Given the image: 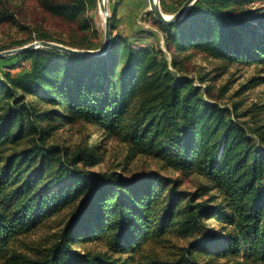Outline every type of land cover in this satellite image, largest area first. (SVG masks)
I'll return each instance as SVG.
<instances>
[{
    "label": "trees",
    "instance_id": "16d2710c",
    "mask_svg": "<svg viewBox=\"0 0 264 264\" xmlns=\"http://www.w3.org/2000/svg\"><path fill=\"white\" fill-rule=\"evenodd\" d=\"M36 3L46 15L77 23L71 39L36 26L14 44L102 45L78 34L97 36L85 15L97 0ZM159 4L163 13L179 8ZM17 22L0 9V24ZM156 23L167 50L197 51L219 63L216 73L198 72L196 84L177 55L169 61L160 47L135 50L113 34L114 18L103 54L38 47L15 54L28 67L0 73L1 264H213L231 257L264 264V122L253 120L255 104L240 110L243 100L220 103L231 77L215 91L216 79L239 64L264 69V0H196L180 20ZM262 83L252 76L234 95ZM79 121L126 146L123 169L144 156L205 182L186 191L183 178L155 171L133 178L91 172L96 147L72 154L50 141L61 125ZM68 209L52 242L30 247L35 256L22 250L28 233ZM90 242L104 250L77 248Z\"/></svg>",
    "mask_w": 264,
    "mask_h": 264
},
{
    "label": "rangeland",
    "instance_id": "374dc122",
    "mask_svg": "<svg viewBox=\"0 0 264 264\" xmlns=\"http://www.w3.org/2000/svg\"><path fill=\"white\" fill-rule=\"evenodd\" d=\"M184 0H167L173 7H180ZM109 18H114L113 34H119L122 38L127 39L129 44L135 50L147 49L151 46L160 47L170 61L171 55H177L182 59V64L186 68L188 76H192L197 83V73L213 75L215 66L219 63L209 58L203 57L197 51L188 49L183 53H176L172 50H167L164 43V33L156 23V19L149 10L148 0H106ZM258 3H255L257 5ZM8 8L19 22L14 24H0V51L19 47L20 45L14 42L25 41L30 29L38 26L43 30L53 33L60 40L69 39L68 32L71 27H76L77 23H70L59 18L46 15L37 6L36 0H0V9ZM166 15H171L165 13ZM90 26L94 28L97 36L91 35V29L85 32L78 33L79 36L85 35L90 37L94 42H103L104 39V15L100 10L98 0L95 9L85 12ZM159 22V21H158ZM30 28V29H28ZM111 31V30H110ZM33 36V35H32ZM62 38V39H61ZM71 39V38H70ZM35 41V40H33ZM24 43L26 45L30 42ZM56 42V41H53ZM13 44V45H12ZM22 45V46H23ZM19 54V53H17ZM186 54V55H184ZM186 56V57H183ZM20 56L15 54L7 55L0 59V73L3 70L16 72L20 68L28 67V61L20 60ZM18 64L19 66L11 69V65ZM237 68V70H236ZM232 74V75H231ZM252 76L264 77V69L260 66H247L239 64L227 71V73L215 81V91L227 82L231 81L228 89L225 91L220 103L232 107L233 102L243 100L240 110L250 107L255 104V118L251 115V119L258 122H264V83L256 85L235 96V91L239 86L246 82ZM229 79V80H230ZM249 116L242 117V120H248ZM51 142H54L62 147H66L70 153H76L86 145H93L97 148V156L99 161L93 165L86 167L91 172H110L116 171L123 173L128 178H133L136 174L155 171L163 176L172 178H183V183L179 189L192 191L198 185L205 181L197 174H189L186 177L180 175L179 172H174L170 169L162 168L160 163L150 157L137 156L124 167V156L126 146L116 138H107L106 134L98 130L96 126L87 122H76L72 125H61L54 133ZM70 209L59 215L53 216L51 219L34 229L24 237L29 247H24L22 250L28 252L31 256H35L31 247H44L58 235L57 232L64 224V220L69 215ZM181 243H184L181 241ZM149 247V246H148ZM151 247V245H150ZM80 250H90L93 252L103 251L104 246L95 242L86 244H78ZM159 255L165 256V251L155 250ZM238 260L234 257L219 259L213 264H238ZM1 264V263H0Z\"/></svg>",
    "mask_w": 264,
    "mask_h": 264
},
{
    "label": "water",
    "instance_id": "95a60500",
    "mask_svg": "<svg viewBox=\"0 0 264 264\" xmlns=\"http://www.w3.org/2000/svg\"><path fill=\"white\" fill-rule=\"evenodd\" d=\"M196 0H185L181 6L178 8L176 12H174L171 15H166L161 10L159 0H148L149 3V10L152 12L155 19L159 22L165 23V24H171L175 21L180 20L187 9L195 2ZM98 4L100 7L101 12L104 15V39L102 42V45L95 49H77L72 48L66 45H63L61 43L53 42V41H47V40H35L33 42H30L26 45L10 48L6 50L0 51V57L11 55V54H17L22 53L27 50L35 49L38 47H47L51 49L60 50L63 52H68L72 54H85V55H100L106 52V50L109 47L110 40H111V31L109 26V14L107 9V2L106 0H98Z\"/></svg>",
    "mask_w": 264,
    "mask_h": 264
},
{
    "label": "bare ground",
    "instance_id": "6f19581e",
    "mask_svg": "<svg viewBox=\"0 0 264 264\" xmlns=\"http://www.w3.org/2000/svg\"><path fill=\"white\" fill-rule=\"evenodd\" d=\"M220 156V155H219Z\"/></svg>",
    "mask_w": 264,
    "mask_h": 264
}]
</instances>
